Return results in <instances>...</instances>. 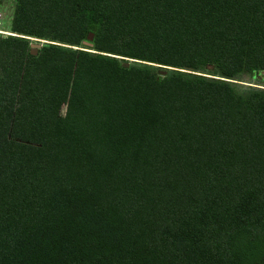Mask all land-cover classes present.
<instances>
[{
	"label": "trees",
	"instance_id": "trees-1",
	"mask_svg": "<svg viewBox=\"0 0 264 264\" xmlns=\"http://www.w3.org/2000/svg\"><path fill=\"white\" fill-rule=\"evenodd\" d=\"M10 31L0 264H264V90L230 81L264 0H15Z\"/></svg>",
	"mask_w": 264,
	"mask_h": 264
},
{
	"label": "rangeland",
	"instance_id": "rangeland-1",
	"mask_svg": "<svg viewBox=\"0 0 264 264\" xmlns=\"http://www.w3.org/2000/svg\"><path fill=\"white\" fill-rule=\"evenodd\" d=\"M14 5L15 0H0V34L2 35L11 33L10 25ZM153 65L157 66L156 64ZM230 81L236 84L237 92L244 96L248 95L255 89L264 90V77L263 79L252 78L250 73L246 71L241 72Z\"/></svg>",
	"mask_w": 264,
	"mask_h": 264
},
{
	"label": "water",
	"instance_id": "water-1",
	"mask_svg": "<svg viewBox=\"0 0 264 264\" xmlns=\"http://www.w3.org/2000/svg\"><path fill=\"white\" fill-rule=\"evenodd\" d=\"M92 37H93V34L90 32L87 36L88 40L82 41V44L85 47H83V48L74 47V48L89 50V48H91L93 46V43L91 41ZM27 38L33 40V42L30 43V53L33 55L37 54L38 49L42 46V43L48 42L47 40H42V39H38V38H31V37H27Z\"/></svg>",
	"mask_w": 264,
	"mask_h": 264
}]
</instances>
